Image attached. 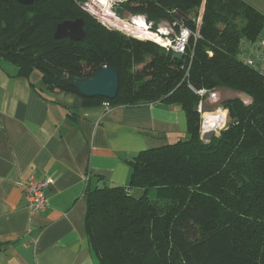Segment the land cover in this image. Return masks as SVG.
I'll return each mask as SVG.
<instances>
[{
	"label": "trees",
	"instance_id": "trees-1",
	"mask_svg": "<svg viewBox=\"0 0 264 264\" xmlns=\"http://www.w3.org/2000/svg\"><path fill=\"white\" fill-rule=\"evenodd\" d=\"M86 1L23 6L0 0V60L14 65L19 77L38 71L49 90L77 95L86 106L178 105L188 121V139L130 162L128 187L89 193L86 235L98 264H264V78L239 58L242 45L264 33V16L240 0L120 4L132 18L145 17L153 32L163 24L174 34L181 24L198 32L177 59L153 41L89 21L80 7ZM81 18L83 42L55 39L60 23ZM104 67L120 75L112 101L84 98L65 80L90 78ZM222 87L253 103H224L229 125L204 142L198 109ZM200 91L207 93L201 97Z\"/></svg>",
	"mask_w": 264,
	"mask_h": 264
},
{
	"label": "crops",
	"instance_id": "crops-1",
	"mask_svg": "<svg viewBox=\"0 0 264 264\" xmlns=\"http://www.w3.org/2000/svg\"><path fill=\"white\" fill-rule=\"evenodd\" d=\"M240 1L264 16V0ZM37 72L19 77L0 60V264H98L86 235L89 193L128 187L140 153L188 139L187 115L162 103L86 106ZM31 177L54 181L39 213L20 185Z\"/></svg>",
	"mask_w": 264,
	"mask_h": 264
},
{
	"label": "water",
	"instance_id": "water-1",
	"mask_svg": "<svg viewBox=\"0 0 264 264\" xmlns=\"http://www.w3.org/2000/svg\"><path fill=\"white\" fill-rule=\"evenodd\" d=\"M15 1L23 6H32L36 5L40 0ZM120 3L122 2L118 0L117 5L112 8V13L121 21H129L131 19V14L121 7ZM85 27L86 23L82 18L74 21H64L57 26L55 39H69L72 42L81 43L86 38ZM174 57L182 59V55L180 54H174ZM65 80L84 98H102L110 101L116 98L120 85L119 72L112 67H104L90 78L68 77ZM214 94H216L217 98H211V94L207 96L201 104L200 112H209L213 114L216 113L224 103L235 102L237 100L247 102V104L253 103V100L247 94L225 87L219 88ZM215 136V132L210 131L202 136V141L209 142Z\"/></svg>",
	"mask_w": 264,
	"mask_h": 264
},
{
	"label": "built area",
	"instance_id": "built-area-1",
	"mask_svg": "<svg viewBox=\"0 0 264 264\" xmlns=\"http://www.w3.org/2000/svg\"><path fill=\"white\" fill-rule=\"evenodd\" d=\"M115 22H112V24H118L119 26H124L126 21H121L118 18L115 17ZM133 25L138 24L137 20H132ZM115 25V28L118 26ZM143 32H146L149 34L156 35V37H160V42H156L152 37L148 36L149 40H152L153 42H156L161 47L166 48L167 50L172 51L173 54H180L185 55L189 41L192 37L197 38L198 32L195 34H192L191 31L183 26L181 24L178 33L174 34L173 30L171 29L170 32L167 30H163L161 28L158 29L157 32L152 31V25L148 24L147 21L144 19L143 22ZM116 28V29H117ZM139 29H141L140 26H138ZM174 34V39H169L168 35ZM239 58L249 67L255 68L260 71L262 77L264 78V33L259 37L257 41L254 43H245L241 47L240 56ZM207 92L200 91L198 94L201 97H204ZM210 95V94H209ZM208 95V96H209ZM211 96L213 98H217L216 94L211 93ZM202 104V103H201ZM104 107L107 111H110L111 106L109 103H104ZM201 107V105H200ZM225 125L222 127L216 128L214 130L216 135H219V133L223 130ZM210 132L209 130L205 129L204 125L201 128V137L205 135L206 133ZM54 184V181L51 178H48L46 180H37L33 177L29 178L26 182L20 184L23 188L25 199L27 201L28 208L33 213H39L41 211H44L47 207V196L46 192L49 189L50 186Z\"/></svg>",
	"mask_w": 264,
	"mask_h": 264
},
{
	"label": "rangeland",
	"instance_id": "rangeland-1",
	"mask_svg": "<svg viewBox=\"0 0 264 264\" xmlns=\"http://www.w3.org/2000/svg\"><path fill=\"white\" fill-rule=\"evenodd\" d=\"M120 1L122 3H124L127 0H120ZM94 3H95L94 0H87L84 4L80 5L81 11H83L86 14V16L89 18L88 19L89 21H96L97 23H100L102 26H106V27L108 26V28L113 29L115 31L118 30L122 34H125V35L131 37V39H136V40H140V41H149V39L141 38L142 35L137 33V31H138V27L137 26H135V25L132 26V23H133L132 20H137L139 22H144L145 17H143V16H136V17H133V18L131 17V19L129 21H126L124 26H119L118 24L117 25L116 24H112V22H115V20H113L112 17L104 16V14H108L107 10H109L112 13V8L117 5L118 0H109L108 1V5L110 6L109 9H108V6H106V5H104L102 7L98 3V5L95 6ZM122 3H120V4H122ZM203 14H204V7L202 6L201 9L199 10V18L197 20V28L200 27V25L202 23ZM115 25L118 26L120 29H118V28L116 29ZM164 25H166V24H163V25L159 26V28L162 29L163 27H165ZM150 41H152V40H150ZM211 98H212V96H211ZM245 103H247V102H245ZM218 111H223L224 113H227L226 110H223L221 108ZM218 111L216 112V114L215 113H213V114L214 115L222 114V113H219ZM198 113H199L200 118H201V128H202V126L205 124V121H206V113H209V112H204V113L200 112V107H199ZM209 114H211V113H209ZM221 118L224 121V114L221 115ZM227 120L228 121L226 122L225 127L223 128V130L226 129L227 126L229 125L230 119L228 118ZM217 125L218 124H216V126ZM216 126H214V127H216ZM135 193L136 194H134V196L137 197V192H135Z\"/></svg>",
	"mask_w": 264,
	"mask_h": 264
},
{
	"label": "bare ground",
	"instance_id": "bare-ground-1",
	"mask_svg": "<svg viewBox=\"0 0 264 264\" xmlns=\"http://www.w3.org/2000/svg\"><path fill=\"white\" fill-rule=\"evenodd\" d=\"M94 1H95V3H94L95 6H97L98 3H99L102 7L104 5H106V6H108V9L110 8V6L108 5V1L109 0H94ZM107 11H108V14H104V16H110V17L113 18V20H116L115 19V15L113 13H111L109 10H107ZM137 23L138 24H134V25L137 26V27L138 26L141 27V29L138 28V31H137L138 34L142 35L141 38L148 39L146 37L150 36L156 42H160V40H161L160 37H156V35L152 36V34H149V32L148 33L143 32V26H144L142 24L143 22L137 21ZM132 26H133V23H132ZM218 112L221 113V111H218ZM221 115L222 114L214 115V114L206 113V121H205V124H204L205 129H207L209 131H214L216 128H219V127H222L223 125H225L226 122H227L226 121V116L224 115V121H223L222 118H221ZM216 124H218V125L216 126ZM214 126H216V127H214Z\"/></svg>",
	"mask_w": 264,
	"mask_h": 264
}]
</instances>
